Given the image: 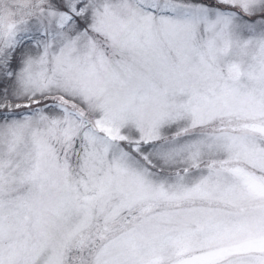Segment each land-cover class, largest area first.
<instances>
[{
    "label": "snow or ice",
    "instance_id": "1",
    "mask_svg": "<svg viewBox=\"0 0 264 264\" xmlns=\"http://www.w3.org/2000/svg\"><path fill=\"white\" fill-rule=\"evenodd\" d=\"M0 264H264V0H0Z\"/></svg>",
    "mask_w": 264,
    "mask_h": 264
}]
</instances>
